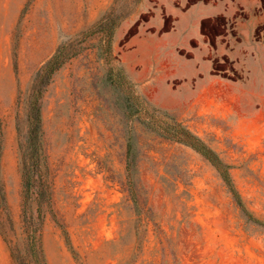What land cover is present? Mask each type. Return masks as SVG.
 <instances>
[{"label": "rangeland", "instance_id": "1", "mask_svg": "<svg viewBox=\"0 0 264 264\" xmlns=\"http://www.w3.org/2000/svg\"><path fill=\"white\" fill-rule=\"evenodd\" d=\"M144 1L0 0V264H264V227L246 220L209 161L161 136L169 123L198 138L264 223V79L248 81L249 62L264 57V0L250 39L240 0ZM220 1L228 13L174 48L197 61L196 77L148 95L133 83L153 109L131 117L128 91L106 76L129 39L164 34L177 20L170 13ZM56 53L64 63L41 85L36 75ZM34 87L42 203L21 180ZM159 94L175 101L158 103Z\"/></svg>", "mask_w": 264, "mask_h": 264}, {"label": "crops", "instance_id": "2", "mask_svg": "<svg viewBox=\"0 0 264 264\" xmlns=\"http://www.w3.org/2000/svg\"><path fill=\"white\" fill-rule=\"evenodd\" d=\"M160 1V0H159ZM145 9L149 8V0L144 1ZM226 2L196 3L186 12L170 13L176 16L174 27L164 33L148 32L133 35L129 39L130 48L123 51L116 60L126 77L136 84L142 93L148 95L150 90H172V81L183 79L191 81L197 75L194 59L187 63L174 51L176 47H185L186 43L195 41L200 36L202 21L209 20L220 14H227ZM240 9L248 13L247 39L252 36L253 27L260 21V0H240ZM162 19H154L151 27L158 29ZM256 50L258 47H255ZM169 53L167 56L166 54ZM165 58L171 67L165 72ZM248 77L251 83L264 79V57L261 61L252 60L248 65ZM172 96L170 94H166ZM165 94H159L156 102L163 104ZM154 99V98H153ZM155 102V103H156Z\"/></svg>", "mask_w": 264, "mask_h": 264}, {"label": "trees", "instance_id": "3", "mask_svg": "<svg viewBox=\"0 0 264 264\" xmlns=\"http://www.w3.org/2000/svg\"><path fill=\"white\" fill-rule=\"evenodd\" d=\"M61 53H56L53 57H51L48 61H46L38 71L36 78L39 79L41 85H46L50 80L52 74L61 67L64 63L63 59H60ZM107 79L118 82L121 86H124L125 89L128 91L129 95L124 97V102L126 103V110H128V114L132 117L135 113L139 112H146L150 113V110L153 108L147 103V101L140 96L136 89L135 85L126 77L122 68L119 67H112L107 71ZM41 91V89H37L34 87L32 89V101L30 102V114L28 116V124H29V131H28V145L30 148V158L29 163H23L21 167V180H22V187L24 189V196L28 195L30 192H38V197L40 203L44 201V195L46 194V187L42 182L41 176V166L40 160L45 163L44 155L42 152V140H41V121H40V114H39V105L35 95ZM132 101V104L130 103ZM134 106L135 109H134ZM162 121H160L161 123ZM132 121L130 125H132ZM163 123V122H162ZM163 138L170 139L176 141L178 143H182L186 146L191 147L195 150L198 154L204 157L207 161H209L218 172L226 186L228 187L229 191L234 196L235 200L238 202V205L246 217L247 221H251L252 223L261 225L264 227V223H260L259 221L255 220L251 213L247 211L244 207L243 203L241 202L239 196L237 195L230 178V166L224 165L220 162L217 155L211 151L210 149L205 148L202 143L199 141L198 138L190 134L186 129L181 127L178 124H169L163 123L162 126ZM132 148V141L130 136L127 139V158L128 162L134 161V154L131 152Z\"/></svg>", "mask_w": 264, "mask_h": 264}, {"label": "bare ground", "instance_id": "4", "mask_svg": "<svg viewBox=\"0 0 264 264\" xmlns=\"http://www.w3.org/2000/svg\"><path fill=\"white\" fill-rule=\"evenodd\" d=\"M165 98L170 99V100H168V101H172V100L175 101V98L170 97V96H168V95H166ZM188 102H189V101H188ZM205 107H206V106H205ZM184 108H185V107H184Z\"/></svg>", "mask_w": 264, "mask_h": 264}]
</instances>
